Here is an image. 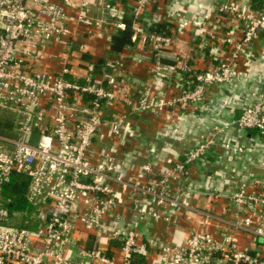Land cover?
<instances>
[{
  "label": "built area",
  "instance_id": "1",
  "mask_svg": "<svg viewBox=\"0 0 264 264\" xmlns=\"http://www.w3.org/2000/svg\"><path fill=\"white\" fill-rule=\"evenodd\" d=\"M150 1L136 0L132 6L131 37L149 46L152 62L150 81L132 97L124 94L126 80L115 69L117 60L105 63L100 81L88 76L79 83L65 77L66 66L55 72L26 67L31 51L19 45L32 40L43 50L49 43L67 40L73 36L69 22H85L92 28L105 25L103 29L109 31L111 26L124 30L123 21L113 19L107 25L105 18L94 20L85 0H0V107H12L26 116L18 123L17 138L0 136V264H132L143 235L141 226L162 221L169 227L185 210L196 213L198 227L181 244L147 233L157 255L153 264H264V178L248 175L243 166L241 182L231 192L211 183L201 189L181 184L190 166L214 146L228 153L227 161L245 153L242 143H218L227 127H235L239 134L253 129L264 137V90L253 92L252 104L228 123L213 126L168 169L152 160L134 166L130 155L124 156L130 150L119 151L124 142L136 141L139 135L137 125L129 126L136 115L156 113L177 132V112L194 114L211 85L237 83L243 76L236 69L238 59L259 32L264 34V10H254L247 2L219 3L217 12L236 20L241 36L220 30L218 20L207 26L198 23L197 29L214 43L216 62L192 70L177 55L166 61L165 49L174 42L173 36L143 25L142 12ZM103 7L108 13L115 10L110 0ZM67 8L75 9L76 16ZM179 74L187 78L183 83L177 82ZM130 128L134 131L129 137ZM13 174L27 179L31 211L25 225L30 226L18 225L20 213L7 207L10 198L5 197L4 186ZM199 193L226 199L230 220L194 206L191 199ZM121 208L130 215L119 213ZM210 225L215 232L200 228ZM79 228L119 240L118 261L103 251L78 246ZM239 231L251 236V246H238ZM258 238L262 246L256 245ZM73 246L77 256H66Z\"/></svg>",
  "mask_w": 264,
  "mask_h": 264
},
{
  "label": "crops",
  "instance_id": "2",
  "mask_svg": "<svg viewBox=\"0 0 264 264\" xmlns=\"http://www.w3.org/2000/svg\"><path fill=\"white\" fill-rule=\"evenodd\" d=\"M80 1V0H73ZM90 4L91 15L95 19L108 21L119 19L125 24L124 30H115L112 26L109 31L102 27L86 25L85 22H69L68 26L73 31V36L62 42H52L41 50L36 47L32 40L20 43L30 49L31 55L26 59V67L39 71H61L67 67L69 72L65 77L79 83L85 82L86 77H91L95 82L101 80V69L105 63L110 65L113 60L120 63L115 69L125 77L124 94L137 97L140 93L141 84L150 81L151 50L147 44L140 45L132 39L131 12L136 0H110L114 11L108 13L104 9L106 0H85ZM234 1L237 3L247 2L254 10H264V0H151L142 12V23L152 31H160L174 37V42L166 46V61L170 62L173 55L184 60L192 70L206 69L216 62L214 43L207 36L202 35L197 29L198 23L207 26L210 22L218 20L220 30L230 32L237 38L241 36V26L236 20H232L228 14L217 12V5L221 2ZM67 13L76 16L73 8H67ZM209 13V15H208ZM220 17L217 19L218 16ZM210 23V24H211ZM196 27V28H194ZM93 30L89 33L88 30ZM84 49L80 50L79 46ZM219 58V56L217 57ZM109 68V67H108ZM236 69L243 72V76L237 83L232 85H211L205 91L204 101L199 105L194 114L177 112L180 116L177 132L171 131L164 119L156 113H142L129 121V126L137 125L139 135L137 142L127 140L119 148V151L129 152L131 164L134 166L146 161H158V167L169 168L172 162L183 159L184 154L194 147L196 143L208 135L215 125H222L236 118L238 114L255 101L253 92L264 90V34L259 32L253 39L252 44L246 47L237 61ZM178 83H183L185 78L179 74L176 76ZM26 118L23 113H18L8 106L0 107V122L12 119ZM18 120V119H17ZM16 123V120H15ZM18 124V121H17ZM16 125V124H15ZM17 128L0 123V136L17 138ZM134 129L128 131L130 137ZM37 135L33 134L32 140ZM218 143L223 141L239 142L245 145V153L235 156L232 161H227L228 153L220 146H214L204 157L197 160L189 168V174L181 184H192L195 188H203L207 183L233 191L241 182L239 173L245 166L248 175L264 178V137L255 130L248 129L237 133L235 127L229 126L217 138ZM102 144H96L100 148ZM106 145V142L103 143ZM102 145V146H103ZM9 146V145H8ZM11 146V145H10ZM137 148L140 153H132L131 149ZM118 151V152H119ZM120 152L116 154L120 156ZM176 184H178L176 182ZM175 187V185H172ZM191 202L194 206L202 209H210L211 212L226 220H230L226 210V199L215 198L206 194L193 195ZM123 216L130 213L125 209L119 210ZM196 213L185 210L173 219L169 227L164 222H154L151 225H142L143 235H140L138 246L133 252L132 264H153L156 260L155 250L149 245L147 233L157 236L165 242L181 244L189 231L197 226ZM215 232L213 225L200 227ZM150 235H148L149 237ZM76 244L83 248H93L103 251L116 260L121 256L120 241L107 239L93 232H86L79 228L75 232ZM238 246H251V236L237 232ZM257 246H262L258 238ZM259 249V247H256ZM77 256L75 247L71 252L66 251V256Z\"/></svg>",
  "mask_w": 264,
  "mask_h": 264
},
{
  "label": "trees",
  "instance_id": "3",
  "mask_svg": "<svg viewBox=\"0 0 264 264\" xmlns=\"http://www.w3.org/2000/svg\"><path fill=\"white\" fill-rule=\"evenodd\" d=\"M27 179L21 174H13L10 181L5 184V197L10 198L7 203V207L10 212H19L20 218L17 223L21 226H30L31 224L25 225L31 208L26 198Z\"/></svg>",
  "mask_w": 264,
  "mask_h": 264
},
{
  "label": "rangeland",
  "instance_id": "4",
  "mask_svg": "<svg viewBox=\"0 0 264 264\" xmlns=\"http://www.w3.org/2000/svg\"><path fill=\"white\" fill-rule=\"evenodd\" d=\"M17 119H18V120H17ZM17 119L14 118V119L11 120V122H8V123H7L8 120H5V122H4V121H1L0 123H1L2 125L10 126V128H11V127L14 128L15 126H16V127L18 126L17 121H18V123H19V121H20L19 116H17ZM15 120H16V123H15ZM15 124H16V125H15Z\"/></svg>",
  "mask_w": 264,
  "mask_h": 264
}]
</instances>
